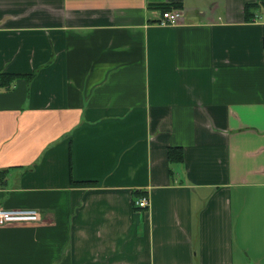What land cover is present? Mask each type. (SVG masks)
Listing matches in <instances>:
<instances>
[{
    "label": "crops",
    "instance_id": "obj_1",
    "mask_svg": "<svg viewBox=\"0 0 264 264\" xmlns=\"http://www.w3.org/2000/svg\"><path fill=\"white\" fill-rule=\"evenodd\" d=\"M0 74V264H264V0H0Z\"/></svg>",
    "mask_w": 264,
    "mask_h": 264
},
{
    "label": "built area",
    "instance_id": "obj_2",
    "mask_svg": "<svg viewBox=\"0 0 264 264\" xmlns=\"http://www.w3.org/2000/svg\"><path fill=\"white\" fill-rule=\"evenodd\" d=\"M185 22V15L182 9L168 10L162 12L160 25H179ZM138 208L147 209L149 200L142 197L136 202ZM41 221L40 213L33 209H2L0 208V226L16 224H35Z\"/></svg>",
    "mask_w": 264,
    "mask_h": 264
},
{
    "label": "trees",
    "instance_id": "obj_3",
    "mask_svg": "<svg viewBox=\"0 0 264 264\" xmlns=\"http://www.w3.org/2000/svg\"><path fill=\"white\" fill-rule=\"evenodd\" d=\"M259 6H260L259 3L246 4V6H245V14H246V17H247L248 20H250L251 17H253V14H250V13H252V11L254 9L258 8ZM159 7L160 8H158V9H160L162 12H165V11H168V10L182 9L183 4L182 3L162 4ZM1 75H6V74H0V76ZM19 76H21V75L20 74H13V75L11 74L8 77L12 81H14ZM29 76H31V75H29ZM7 85L9 86V84H7ZM183 158H184L183 157V152L180 149H178V148H171L169 150V159L170 160H172V161L173 160L182 161ZM4 173L5 172H1V174H3V175H4ZM3 178H4V176H3ZM84 183H87V182H84Z\"/></svg>",
    "mask_w": 264,
    "mask_h": 264
}]
</instances>
